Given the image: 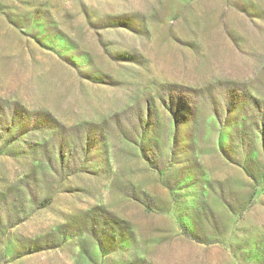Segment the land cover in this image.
<instances>
[{"label": "rangeland", "instance_id": "1", "mask_svg": "<svg viewBox=\"0 0 264 264\" xmlns=\"http://www.w3.org/2000/svg\"><path fill=\"white\" fill-rule=\"evenodd\" d=\"M0 264H264V0H0Z\"/></svg>", "mask_w": 264, "mask_h": 264}]
</instances>
